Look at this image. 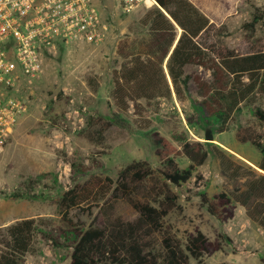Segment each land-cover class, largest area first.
Wrapping results in <instances>:
<instances>
[{
	"label": "rangeland",
	"instance_id": "1",
	"mask_svg": "<svg viewBox=\"0 0 264 264\" xmlns=\"http://www.w3.org/2000/svg\"><path fill=\"white\" fill-rule=\"evenodd\" d=\"M256 9L264 11V0H240L234 13L213 22L227 27L218 44L238 55L264 50V23H256L252 30L248 27ZM145 12L146 9H141L123 16L109 6L103 15L109 20L110 29L102 45L61 50L59 58L48 64L40 78L20 87L18 97L25 102L26 112L0 154V242L7 220L32 218L37 221L39 231L65 228L59 199L91 176L115 180L120 169L132 161H145L154 170L161 168L151 138L156 132L177 148L180 141L206 143L205 163L194 170L189 181L171 186L178 207L165 219L181 241L194 229L209 240L219 234L223 236L220 251L204 256L199 263L194 260L191 263L264 264V230L247 217L244 207L235 203L234 217L220 223L209 215L200 199L202 194L212 198L220 192L232 196L243 183L231 177L237 166L241 167L240 174H247L246 166L262 174L256 167L261 154L251 144L239 143L235 133L240 127L250 128L264 143V127L253 116L256 108H264V92L250 103L240 105L223 132H219L220 121L200 112L202 98L192 82L180 96L175 94L164 63L170 96L139 100L129 103L125 112L118 110L111 97L113 82L125 61L118 54L126 42L137 37V22ZM206 38L214 42L213 37ZM185 72H194L203 80L210 78L209 73L193 67ZM97 115L122 120L119 126L104 132L100 144L85 139L86 119ZM208 132L213 139L205 142ZM217 150L227 157L224 164L217 157ZM175 161L181 170L190 164L183 156ZM116 214L126 220L136 218L135 212L120 202ZM97 217V209H92L91 214L76 210L68 214L72 222L85 228L96 223ZM69 256V249L55 248L35 237L24 263L68 264Z\"/></svg>",
	"mask_w": 264,
	"mask_h": 264
},
{
	"label": "trees",
	"instance_id": "2",
	"mask_svg": "<svg viewBox=\"0 0 264 264\" xmlns=\"http://www.w3.org/2000/svg\"><path fill=\"white\" fill-rule=\"evenodd\" d=\"M258 22L264 23V11L256 9L248 27L252 30ZM137 27V37L126 42L118 54L125 61L113 82L111 97L121 112L127 111L129 103L170 96L164 63L175 94L180 96L192 82L202 98L200 112L220 121L219 132L240 105L264 92V50L238 55L220 46L218 40L226 34V25L214 24L190 1L156 0V6L146 10ZM206 36L213 37L214 42H208ZM189 67L209 73L210 78L203 80L194 72L186 73ZM253 116L264 127V108H256ZM121 122L119 118L89 116L85 139L100 144L104 132ZM235 137L261 154L256 167L262 174L248 166L247 174H240L241 167L237 166L231 177L243 183L232 196L220 192L208 198L202 194L201 204L220 223L231 220L235 203L239 204L247 217L264 230V143L250 128H238ZM151 138L161 168L154 170L145 161H132L120 169L115 180L89 177L59 199L65 228L39 231L32 218L7 226L0 242V264H25L24 257L31 251L35 237L55 248L69 249L68 264H192L191 260L199 263L204 256L220 251L225 241L222 235L209 240L194 229L181 241L165 220L178 207L171 186L189 181L194 170L205 163L206 143L180 141L177 148L156 132ZM178 156L190 162L187 169L178 167ZM217 157L223 164L227 161L221 150H217ZM119 202L133 210L136 218L118 216ZM92 209H97L98 221L86 228L68 218L70 211L91 214Z\"/></svg>",
	"mask_w": 264,
	"mask_h": 264
},
{
	"label": "built area",
	"instance_id": "3",
	"mask_svg": "<svg viewBox=\"0 0 264 264\" xmlns=\"http://www.w3.org/2000/svg\"><path fill=\"white\" fill-rule=\"evenodd\" d=\"M109 6L128 16L156 0H0V154L26 112L20 87L40 78L61 50L102 45Z\"/></svg>",
	"mask_w": 264,
	"mask_h": 264
},
{
	"label": "crops",
	"instance_id": "4",
	"mask_svg": "<svg viewBox=\"0 0 264 264\" xmlns=\"http://www.w3.org/2000/svg\"><path fill=\"white\" fill-rule=\"evenodd\" d=\"M201 13H203L211 22L217 23L221 18L225 19L228 15L234 13L240 0H188ZM29 218H18L16 220H7L3 226L7 227L16 221Z\"/></svg>",
	"mask_w": 264,
	"mask_h": 264
},
{
	"label": "water",
	"instance_id": "5",
	"mask_svg": "<svg viewBox=\"0 0 264 264\" xmlns=\"http://www.w3.org/2000/svg\"><path fill=\"white\" fill-rule=\"evenodd\" d=\"M213 139V137L211 136V134L208 132L206 133L205 137H204V140L205 142H209Z\"/></svg>",
	"mask_w": 264,
	"mask_h": 264
}]
</instances>
